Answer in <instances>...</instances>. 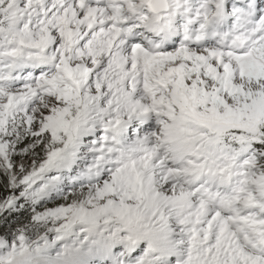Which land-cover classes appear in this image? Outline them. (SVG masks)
Listing matches in <instances>:
<instances>
[{"label":"snow or ice","instance_id":"snow-or-ice-1","mask_svg":"<svg viewBox=\"0 0 264 264\" xmlns=\"http://www.w3.org/2000/svg\"><path fill=\"white\" fill-rule=\"evenodd\" d=\"M0 264H264V0H0Z\"/></svg>","mask_w":264,"mask_h":264}]
</instances>
